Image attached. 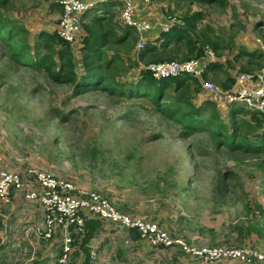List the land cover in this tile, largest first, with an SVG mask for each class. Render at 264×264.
I'll list each match as a JSON object with an SVG mask.
<instances>
[{
    "label": "rangeland",
    "instance_id": "374dc122",
    "mask_svg": "<svg viewBox=\"0 0 264 264\" xmlns=\"http://www.w3.org/2000/svg\"><path fill=\"white\" fill-rule=\"evenodd\" d=\"M32 1L15 0L18 15L31 10L37 0ZM150 1L167 19L174 15L173 21L183 17L190 23L192 13L200 12L194 35L222 43V51L213 49L216 55H234L233 43L241 45L242 32L264 45V0ZM22 38L32 42L30 35L17 39ZM180 50L186 55L185 46ZM236 57L226 65L238 70L246 69V61H258L247 70L264 69L259 54ZM239 63L240 68L235 67ZM112 66L119 75L114 87L128 89L137 83L123 64ZM222 77L225 80L226 74L218 73L217 81L206 80L216 85ZM99 85L87 82L88 92L74 94V85L55 83L42 70L12 61L0 38V166L34 187L30 168L98 190L118 210L159 222L183 244L154 247L136 232L94 219L99 224L88 241L86 229L68 230L65 255L58 228L44 235L45 214L39 201L10 185L9 200L0 201V264H264L237 259L203 262L186 255L183 248L249 246L264 252V154L230 150L217 142L214 129L227 133L232 129L223 128L222 122L229 123L225 108L215 105L217 126L186 133L181 124L154 110L153 98L117 95L96 89ZM194 101L197 106L199 101ZM211 113L206 107L196 117L202 116L203 122Z\"/></svg>",
    "mask_w": 264,
    "mask_h": 264
},
{
    "label": "trees",
    "instance_id": "16d2710c",
    "mask_svg": "<svg viewBox=\"0 0 264 264\" xmlns=\"http://www.w3.org/2000/svg\"><path fill=\"white\" fill-rule=\"evenodd\" d=\"M201 1L213 2L215 0ZM7 2L8 0H0V6L7 5ZM173 16L169 14L168 18L173 20ZM200 17L201 13L195 11L191 15L192 21L190 23L183 17H180V21L174 20L173 24L159 35V37H164L170 41L164 42L161 50H157L154 46L145 47L139 53L140 60L146 59L145 63H151L165 61L166 59L173 60L177 57H181V60L198 57L202 54L203 47L207 44L211 45L212 49H218V41H211L208 38L202 39L194 35L197 28L194 26V21H198ZM23 33L27 36L29 35L24 26L17 22L9 21L0 12V38L9 48L11 60L21 66L42 70L55 83H70L74 85V94L88 92L91 86H86V83L91 82L92 85L94 83L100 84L96 86V89L101 88L117 95L126 93L130 98L141 96H146L150 100L153 98L154 110L159 114H163L165 118L181 124L186 133L196 129L206 130L210 125H216L217 121H220L218 119L219 115L216 114V104L210 99L204 100L197 106L192 103L194 94L200 90V82L190 75L154 79L148 71H141L140 75L142 74V76L136 81L137 83L134 86L126 89L124 85H121L123 88L119 89L120 86L118 85L114 87V79L119 75L115 76L117 72H113L116 68L112 65L115 63L116 65H122L123 63L115 59L116 55H113L111 59L104 58L105 51L102 45L94 47L95 43L89 44V41L85 40L87 37L83 38L85 41L80 47L83 52V57L81 58L83 72L80 76H77L70 43L63 41L55 32L49 33L46 31L39 32L32 42L27 40V38H22L18 41L17 38ZM100 33L103 36L106 34ZM107 35L109 34L107 33ZM93 39L96 40V37H93ZM172 39L174 46L167 47ZM95 40L92 42H95ZM208 41L210 44L207 43ZM182 46L187 48V53L184 56L180 50ZM30 48L34 49L33 54L30 53ZM41 48L46 50L43 51L45 53H41ZM261 67H264V64ZM129 68V64L124 66L126 72ZM243 70L246 71L247 69ZM202 78H207L206 72L202 74ZM206 107L211 108L212 117L201 122L199 118L202 116H196ZM177 111H179L178 115H176ZM227 117L229 123L222 122V124L224 125L223 128L226 127L227 130V127L231 126L232 129L228 130V133L224 129L223 131L213 130L215 126L212 128L213 131L211 133L216 137L217 142L220 144L224 143L230 150L264 154V126L261 123V114L257 111L245 109L238 103H231ZM98 224L99 221L94 219L86 222L84 228V230L86 229L85 241H88ZM131 231L132 233H138L136 230ZM85 261L87 262V260Z\"/></svg>",
    "mask_w": 264,
    "mask_h": 264
},
{
    "label": "built area",
    "instance_id": "2783aa9c",
    "mask_svg": "<svg viewBox=\"0 0 264 264\" xmlns=\"http://www.w3.org/2000/svg\"><path fill=\"white\" fill-rule=\"evenodd\" d=\"M99 1H114L121 5L123 19L134 26L138 32L136 56L144 49V31H149L152 24L133 18L132 14L137 0H61L62 15L59 19L56 34L63 41L72 43L81 30L82 15ZM143 4H150V0H140ZM169 19V18H168ZM170 20V19H169ZM172 21V22H171ZM173 20L166 22L162 27L164 31L173 24ZM214 50L210 45L203 47L198 57L186 60H165L151 63L140 62L139 65L148 71L154 79L190 75L200 82L201 89L213 100L218 102L238 103L248 110L261 114V123L264 126V69L258 71H242L235 77L234 83L228 89H222L209 80H203L202 74L214 57ZM28 175L33 178L23 179L18 174L6 172L0 166V201L9 200L8 187L14 186L25 191V196L37 200L44 211L45 236H49L56 228L63 235V253L67 255L68 230L70 228L83 231L87 220L99 219L115 223L120 228L136 230L140 237L151 246H171L181 241L172 239L167 230L157 221L140 220L123 213L113 205L105 195L95 189H87L76 185L70 180L58 177L46 169H28ZM185 254L191 258L200 257L203 262H215L223 259H237L245 263L263 262L264 252L247 247L226 246H183ZM64 260V259H61Z\"/></svg>",
    "mask_w": 264,
    "mask_h": 264
},
{
    "label": "crops",
    "instance_id": "0c3cea01",
    "mask_svg": "<svg viewBox=\"0 0 264 264\" xmlns=\"http://www.w3.org/2000/svg\"><path fill=\"white\" fill-rule=\"evenodd\" d=\"M60 1L61 0H37L35 6H33L31 10L23 12V14L20 13V15H18L15 10V5H17L15 3V0H8V4L6 3L7 5L0 6V12L1 15L7 18L9 21L17 22L18 24L24 26L27 29L28 34L32 37L33 41L36 35L41 31L56 33L57 25L62 15V6ZM85 1L95 2L97 0ZM150 2V4H143L138 0L136 2V7L133 11L132 16L136 20L145 21L152 24V28L149 31L143 32L145 44L144 49L147 46H154L157 50H161L164 42L170 40H167L164 37H159V35L162 31H164L162 25L166 24V22H169L170 20L164 17V14L163 12H161V9L157 3L152 1ZM32 3L34 4V0L32 1ZM121 10V5L119 6L114 1H99L83 13L81 30L79 31L77 38L72 43H70L73 58L75 60V72L77 76L81 75L77 74L78 68L81 65L80 69H82L83 66L80 62L81 58L83 57V52L81 51L80 47L85 40H88L89 44L95 43L97 47L99 45H102L105 51L103 57L111 59L113 55H116L117 57L115 59L117 61H121L124 66H127L129 64L130 68L127 73L132 74L134 80H139L141 78L142 74L140 75V72L145 70L141 68L139 63L141 61L145 63V61L147 60H140L139 58V53L143 49L139 51L138 56H136V45L139 39V35L135 27H131L132 25L128 24L123 19ZM87 17H89L88 21H86ZM28 22L33 23V25L30 27L27 24ZM87 28L89 29L87 30ZM32 32L35 35H32ZM99 32H103L106 34L103 36L100 33L99 35ZM255 32L257 31L255 30ZM107 33L109 35H107ZM84 37H87V39L84 40ZM93 37H96V40L93 39ZM239 38L242 41V43H240V46H237V43L235 42L233 43L235 49H237V51H234V55L229 54L224 56L220 53L217 55L214 54L211 62H209V64L207 65V69L205 72L207 73L208 78L206 79L215 80L218 76V73L223 74L224 76L226 74L225 80H223L222 77V81L216 82V85H218L222 89H228L234 83L237 74L244 71L242 68L235 70L233 69V65H226L227 61L233 62L235 56H237L236 58L241 59L242 54H251L254 56H256V54H259L260 58L264 60V45L261 46L259 43H255L253 39H251V37L248 38V36H244L243 32L239 34ZM93 40H95V42H92ZM172 46H174L173 39L171 40V42H169L167 47ZM221 47L222 43L219 44V48L216 50L218 52L222 51ZM256 62L258 61H251V63L249 61H246L245 68L249 69V67H253V64H255ZM240 64L241 63H239V65L235 64V67L240 68ZM258 70L259 69L254 71ZM215 81H217V79ZM194 95L195 96L193 97V99L195 98V101L197 99L199 101L198 104L206 99H210L213 102L215 101L213 100V98L207 95L201 89V87L200 90H198V92H196ZM214 103L219 109L224 107L225 114L227 115L228 108L230 107L231 103L221 101H219L218 103Z\"/></svg>",
    "mask_w": 264,
    "mask_h": 264
}]
</instances>
